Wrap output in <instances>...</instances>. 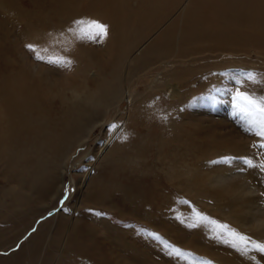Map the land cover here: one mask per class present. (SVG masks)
Returning a JSON list of instances; mask_svg holds the SVG:
<instances>
[{
  "label": "bare ground",
  "instance_id": "obj_1",
  "mask_svg": "<svg viewBox=\"0 0 264 264\" xmlns=\"http://www.w3.org/2000/svg\"><path fill=\"white\" fill-rule=\"evenodd\" d=\"M30 1L45 14L41 18L45 29L19 31L22 41H26V45H35L36 51L44 57L62 56L72 63L62 70L67 76L62 78L59 74V82L46 77L51 90L57 86L55 92L50 91L51 98L59 99L64 93L68 101L59 108L49 101L47 91L44 93L39 80L43 73L38 72V67L35 72H30L28 69L15 71L0 66V168H6V175L14 172L13 177L21 180L18 184L16 182L17 186L12 191L26 195L24 202L28 203L35 195L28 194L27 185H34L45 174V170L55 162L53 156L83 147L78 145L80 135L90 125L91 134H94L96 128L104 126L105 121L110 122L112 118L111 122H120L122 125L118 126L122 127L108 131L111 134L102 130L103 141L95 152L99 153L100 162H109L110 166L103 169L101 175L92 171L86 177V188L91 191L87 192L86 198L81 197L87 201V208L92 210L87 212L100 211L104 204L100 201L112 200L115 203L110 202L109 207L120 209L124 215L128 213L126 216L135 218L136 223L141 220L148 222L153 226L152 232L157 230L156 221L162 219L165 226L173 225L176 233H179L174 230L177 225L181 226L182 235L185 229L203 234L204 238L199 240L186 232L184 244L175 245L180 249L188 248L186 252L193 254L189 260H198L195 253L203 254L211 243L215 246L211 253L224 255V263L221 264H233L228 260L231 252L253 263L249 259L253 253L244 255L223 242L229 237L217 225L207 221L192 229L186 225L192 222L198 211L253 240L264 242V210L260 207V204L264 205V174L257 169H248L241 175L235 173V169L244 167L240 160L233 161L231 165L209 163L224 157H248L256 163L264 161V151L257 154L249 149V139L255 138V130L246 131V124L235 114L232 100L222 105L223 94L213 91H234L236 80H244L242 73H257L260 68L264 69L259 64L256 65L259 69L249 66L252 53L258 55L260 64L264 63V0ZM23 4L21 0H0V14H3L0 23L6 24L4 19L14 21V18L36 15L31 11L26 13ZM80 18L95 19L109 26V35L103 43L82 40L77 29L68 31L73 27V21ZM55 47L57 50L53 49ZM144 70L154 71L156 75L148 85L147 94L142 97L129 87L138 76L135 77V73H143ZM121 71L125 77L119 82ZM242 90L257 97L264 96L261 84L245 82ZM210 95H217L216 104L201 99ZM124 102L128 106L123 112ZM94 110L99 111V116ZM162 114L167 115L166 121L160 118ZM205 116L209 117L205 119ZM137 122L143 128L156 131V135L134 131L133 126ZM128 123L133 124L129 126ZM185 131L186 138L183 137ZM125 134L128 137L126 141L122 139ZM244 134L248 141L242 139ZM29 139H35L38 154L28 150ZM46 147L48 154L40 155ZM150 152H155L161 161L163 178L167 186L175 190V198L162 192L157 185L154 163L145 157ZM16 167L24 168V172L18 173ZM145 175L150 180L149 184L144 180ZM22 185H25L27 193L23 192ZM19 198L16 199L19 201ZM78 204L84 203L78 201ZM74 218L75 215L64 217L63 226L57 218L48 235L52 241L59 242L58 250L56 248L58 261L64 260L68 264H120L126 259L130 264L174 262L166 251L164 255L160 254L162 250L158 253L152 240L147 239L142 247L140 243L145 236L140 234L141 230L132 231L133 236L128 240L126 232L96 216L95 224L103 228L107 237L113 236L122 247L121 256H108L103 242L96 238L98 235L84 224L73 223ZM161 226L164 233L166 227ZM173 231L165 235L176 237ZM45 248L44 245L41 247V256L39 260L37 257L36 264L44 263L47 256ZM205 259L202 264H206ZM261 259L256 256L254 263H263ZM64 261L60 264H67ZM179 263L188 264V261L177 259L176 264Z\"/></svg>",
  "mask_w": 264,
  "mask_h": 264
},
{
  "label": "rangeland",
  "instance_id": "obj_2",
  "mask_svg": "<svg viewBox=\"0 0 264 264\" xmlns=\"http://www.w3.org/2000/svg\"><path fill=\"white\" fill-rule=\"evenodd\" d=\"M21 1H22V3H24L22 6L24 9H26V13H29V11H31L32 13H35L36 15H34L32 18L28 17V16H26V17L22 16L21 18H14V21L11 19H4L5 21H7V23L6 24L0 23V66L2 69L5 68V69H11V70L19 71L22 68V70L28 69V70H30V72H35L36 71L35 68L38 67V72L43 73L39 77L40 78L39 80L42 83L41 87H42L45 94L47 91V94H46L47 98H49V101L54 103V105L56 107H58V106L64 107L65 104L68 102L65 98V94L63 93L59 99L51 98L52 94L50 93V91L55 92L57 90V86L52 88V90H51V88H49L50 84H48V86H47L48 82L46 81V77L49 76L50 78H52L51 81L53 80L55 82H59L61 80L60 76L63 78V76H65V75L67 76V74H64V72L62 71L63 69H57L55 67L49 66L48 64H46L44 62L36 60L34 58V53L30 52L25 47L26 41H24V40L22 41V39L20 38V32L23 29L27 30V28H30L32 31L35 30L34 32L42 30L43 25H42L41 18L45 14L43 12H41V9H39L40 11L38 10L39 6L36 7V5L31 4L30 0H21ZM37 1H41V0H37ZM47 9H49V8H47ZM47 9L44 10L45 13H46ZM39 14H41V15H39ZM25 18H28V19H25ZM2 19H3V14H0V21H2ZM21 19H22V21H21ZM39 20H41V22ZM27 23H28V25H27ZM69 42L71 44L72 40L70 39ZM53 49L57 50V47H55ZM45 58H47V57H45ZM250 58H251V62L249 63V66L252 69L254 67H258V66L264 67V63L260 64L261 62H259L260 60H259L258 55L256 53H252ZM172 61H174V60H172ZM173 64H174V62H173ZM26 65L28 68L26 67ZM256 65H258V66H256ZM175 66L176 65H173V67H175ZM31 67H32V69H31ZM258 69H259V67H258ZM261 71H263V72H261ZM47 72L48 73L50 72L51 74H48ZM146 72L147 73L150 72V73L147 74ZM256 72H257L256 74H257L258 80L264 79V69L260 68ZM59 74H60V76H59ZM155 75L156 74L154 71H145L144 70L143 73L140 71L136 72L135 77L136 76L137 77L134 81H132L133 83L130 84V87H129L130 90L134 91V92L136 91L135 94H138V95L141 94L142 97L145 96V93L147 94L146 90L147 91L149 90L148 85H149L150 81L153 80V78H154L153 76H155ZM119 76H118V79L120 82L125 77L124 71H121L119 73ZM140 76H142V77H140ZM139 78L142 79L143 81H141ZM35 80H37V77L35 78ZM145 80H148V81H145ZM261 86L264 87V84H261ZM223 97H224V99L222 100V105L224 104L225 101L227 102L231 99V95L228 94L227 92H225L223 94ZM127 106H128L127 102L126 103L124 102L123 106H122L123 112L126 110ZM96 111H98V110H94V112H96ZM96 114H97V116H99V111ZM109 115H108V119H109ZM123 117H120V118L123 119ZM208 117L209 116H205L203 118L206 119ZM111 120H112V118L110 119V122H109V120L105 121V125H104L105 127L100 125L98 128H96L94 131L95 132L94 134H91L92 125H90L88 127L89 129L86 130L85 132H83L82 133L83 135L82 134L80 135L78 145H80V146L83 145V147L76 149L77 151L73 150V151L67 153L68 155L65 152V153H62L59 155L57 154L56 156L55 155L53 156V159L55 160V162L52 164V166H50V168L48 167L45 170V174L40 176V178L38 180H36L37 182H35L34 185H31V184H29V186L27 185L28 194L34 193V195H35L29 201L30 203L24 202L26 200L25 199L26 195L25 196L22 194L17 195V193L15 191H12L13 188H15L17 186L18 182L21 180L13 177L15 175V174H13L14 172L9 173L10 175H6V168H4V167L0 168V202H1L0 203V206H1L0 207V227H1L0 229H2V230H0V264H36L37 257H39L38 260L40 259V256H41L40 251H41V247L43 245L46 247L45 249H46V255H47V256H45L46 257L45 260H43L44 261L43 264H60V263H63L64 260L58 261V256H56V251L58 250L59 242L56 243L55 241H52L48 235H50L51 229H52L55 221L57 220V218H59V220L61 221L60 225L63 226L65 223L64 222L65 220H63V218L64 217L68 218L69 216H72V215L76 216V219L74 218L73 223H76V224L79 223V225L84 224V225H86V227L88 229L89 228L92 229L94 234L96 233V235H98L99 238L97 236H96V238L99 239V241L103 242L106 252L108 251L107 252L109 254L108 256H110L111 254H112L111 257H118V255L121 256L120 252H121L122 247H120V245L118 246L119 243L117 242V240H115V238L113 236L107 237V233L104 232L103 228L98 226L97 224H95L96 216L94 215V213L87 212L89 210L87 208V201L85 199L82 200V197L85 196V198H86L87 192L91 191V189L88 188V190H87V188H86V185H85L86 184V182H85L86 177L90 176L92 171L93 172L96 171V175H101L104 172V170L106 169V167L110 166L109 162L108 163L100 162L99 157H98L99 153H97L95 151H98L100 149L99 146H101L100 144L103 141L102 136H101L102 132H103L102 130H104L106 132L112 131V130H109L108 125H111L113 123L116 125H119V124L122 125V123H120V122H116V121L111 122ZM108 122H109V124H108ZM212 123L213 122L211 121V124ZM132 124L133 123H128L129 126H132ZM106 128H108V129L106 130ZM133 130L134 131H141V133H149L151 135H156V131H154L153 129L151 131V129L149 130V129L143 128L142 125H140V122L134 123ZM185 132H186V134H185ZM185 132H183L182 134L183 135L185 134L183 137L186 138L187 137V131H185ZM108 133L111 134L112 132H108ZM89 135H90V139L88 140L87 137ZM108 136H109V134L106 137H108ZM241 137L244 141H248V138H247V136H245V134H244V136L242 135ZM86 139L88 140V142L86 144H84ZM249 140L251 141L250 144H248L249 146L250 145L251 146L249 147L247 145L249 147V149L254 150V152H256L257 154H261L263 151L258 149L257 147H254V145L260 143L261 138L255 136V138H252ZM28 143H29L28 150H31V151H34L37 153L36 146H35V139L34 140L29 139ZM246 143H249V142H246ZM47 151H49V149L46 147V149H44V151H42L40 153V155H45V154L47 155L48 154ZM181 156H182V154H181ZM145 157L152 160V162L154 163L153 172L156 173L155 176H156L157 185L159 186V188L162 190V192L165 191L168 194L170 193L171 198H175V194H174L175 190L173 191V188L171 189L170 187L167 186L165 178H163L162 163L155 156V152H150ZM66 158L68 161H66ZM155 163H156V165H155ZM95 165L97 167H95ZM16 169L17 170H15V169L14 170L17 171L18 173H20V172L22 173V171L24 172V170H23L24 168H22V167L19 169H18V167H16ZM235 173H237V174L239 173L241 175V174H244V171L241 172L238 169H235ZM147 177H149L148 174H147ZM147 177L145 175L144 180L146 181L147 184H149L150 180H148ZM62 179H64L63 180L64 182L62 181ZM16 182H17V184H16ZM25 185L21 186V188H23L25 190L24 191L22 189H20V190L27 193ZM74 185H75V187H74ZM65 186H67V188H68V194H67V198L64 200L63 206H61L60 201L65 196ZM257 190L259 191V188H257ZM172 191H173V193H172ZM4 193L6 195H4ZM177 194L178 193H176V195ZM18 196L21 197L22 200H21V198H19V201H18L16 199ZM11 197H12V199H11ZM113 198L116 200V197H113ZM13 199H14L15 203L13 202ZM6 200H7V203H6ZM117 200L119 202H121L118 198H117ZM9 201H10V203H9ZM78 201H80L84 204L80 205V204H78ZM73 202H74V204H73ZM100 202L105 204V205L103 204L104 206L101 205L102 207H100V209H99L100 210L99 212L106 213V215L103 216L102 219L108 221L109 223H112V225L116 228L119 227V229H121L122 232H126V237L128 240L131 239L133 236L132 231H136L137 229H139V230L144 229V230L151 231V229L153 228L152 225H150V224L148 225V222L141 220V222L136 223L135 218L126 216V215H128V213H126L124 215L125 212L124 213L121 212L120 209L114 210L111 207H109V203L111 202L114 204L115 201H112V200L104 201V200H102ZM17 203H18V205H17ZM170 204L172 205V202ZM191 204L194 207L195 204L192 202H191ZM83 205H85V207H82ZM80 206H81V211L79 210ZM120 207H121V205H120ZM193 207H191V208H193ZM260 207L264 210V205L260 204ZM65 208L68 209L69 211H67V212L64 211L63 209H65ZM101 208H102V210H101ZM127 208H129V207L127 206ZM49 213H52V215H49ZM80 213H81V215H80ZM173 214L176 215L177 213H175V211H174ZM4 222L8 223V225L5 224ZM160 222H163V220L161 219V220L156 221V224H158V225L155 226V229H157L156 232L164 240L168 241L170 244H172L174 246L178 243L184 244V241L186 240L185 238H187V235H186V232H188L187 229H185V233H183L184 235H182V233H181L182 231H180L181 226L178 227L176 225V229H174V230H177L179 232V233H176L175 231H173V225L165 226V224L163 222V223H161V225H164L166 227V229H164V233H162L161 231L163 229H162V226L160 225ZM10 224H11V226H10ZM2 225H4V226H2ZM5 227L7 228L6 230H5ZM157 227H160V228L158 229ZM168 228H170V229L167 231ZM33 229H35V231H33ZM152 230H154V229H152ZM6 231H8V233ZM170 231H173V233L175 234V236L177 238L176 237L171 238L170 236L165 235V233H171ZM188 233H189V236L193 237V238H198V239L204 238L203 234L200 235L199 233L195 232V230H192V231L190 230ZM147 239L152 240L150 238L145 237V240L140 243V245L142 247L145 246V244L148 242ZM217 239H219V238H217ZM48 241H50V243ZM152 244L154 245V247H157L158 253L160 250H162V251H160V254L164 255L165 251L167 253V250L165 248H163V246L160 245L159 242L153 241ZM210 244H209V246L207 245L209 247V249L204 250L205 251L203 253L204 255L201 254V252L195 253L197 255L196 258H199L201 260V261H198L199 260L198 259L197 264H202V260L204 258H206L205 261L211 262V264H213V263L214 264L224 263V261H223L224 255H222L220 253L218 254V252H213L214 254L211 253L210 250L213 251L215 246H212ZM18 245H19V247H18ZM222 245H224V244H222ZM37 246H39V247H37ZM56 248H57V250H56ZM181 249L184 250L185 252L188 250V248H185V247H181ZM187 253H189V252H187ZM208 255H210V256H208ZM253 255H256V253H253ZM219 256H221V257H219ZM256 256H258L259 258L261 257L262 259L260 261H263V263H254V262L248 263V261L245 259H242L240 255L235 254V253L232 254V252H231V256L228 257V260L233 261V264H235L237 261H238L237 264H245V262H246V264H264V257L260 256L259 254H257ZM215 257H216V259H215ZM171 260L174 261L173 264L177 263V258L174 259V257H172ZM64 263L68 264V262H66V261H64ZM121 263L122 264H130V261L126 259V260H122L120 262V264ZM170 263L171 262L169 261V264ZM181 264H183V263H181Z\"/></svg>",
  "mask_w": 264,
  "mask_h": 264
},
{
  "label": "snow or ice",
  "instance_id": "obj_3",
  "mask_svg": "<svg viewBox=\"0 0 264 264\" xmlns=\"http://www.w3.org/2000/svg\"><path fill=\"white\" fill-rule=\"evenodd\" d=\"M108 25L91 18H80L73 21V27L69 28L68 31L72 32L74 29H77L80 33V38L91 42L93 44H101L108 37ZM25 47L32 53H34V58L38 61L44 62L49 66L55 67L57 69H64L67 65H71L72 61L68 60L66 57H49L45 58L36 51V46L33 44H27ZM244 80L237 79V87L235 90L229 89H214L213 91L219 94H224L227 92L231 95L232 105L235 110V114L246 124V131L255 130V135L260 137V143L254 145L258 149L264 151V96L257 97L253 93H250L247 90H242L244 88L245 82H251L255 84H264V79H257V74L254 72L242 73ZM201 99H206L211 104H216L218 102L217 95H210L208 97H201ZM161 119L167 120V115L162 114ZM118 126L116 124L108 125L109 130H117ZM127 134L123 136V140H127ZM235 160H240L241 164L244 167L239 168L238 170L243 172L248 169H257L260 173L264 174V161L259 163L254 162L252 158L248 157H224L220 160L210 161V164L213 165H222L231 163ZM68 188L65 186V196L61 199L60 204L63 206L64 200L67 198ZM264 195V193H262ZM187 204L188 201H183ZM64 211H69L68 209H63ZM92 211V210H89ZM52 215V213H49ZM94 215L97 217H103L106 213L95 211ZM207 221L209 224L217 225L221 232L224 235H227L229 239L224 240L225 244L230 245L234 250L248 255L249 253H256L264 257V242L256 241L250 238L247 235L241 234L229 228L228 225L219 224L215 220H211L209 217L203 215L200 212L195 213V218L192 222L187 223V227L192 229L200 226L202 222ZM184 223V221H181ZM35 231V229H33ZM140 234L143 236L152 239L153 241L159 242L163 248L167 249V255L169 257H175L183 261H188V264H197L196 259L189 260V257L193 256L191 253H187L184 250L170 244L168 241L164 240L158 233L141 229ZM19 247V245H18ZM249 259L253 262L256 261V256L251 255ZM206 264H211V262H206Z\"/></svg>",
  "mask_w": 264,
  "mask_h": 264
}]
</instances>
